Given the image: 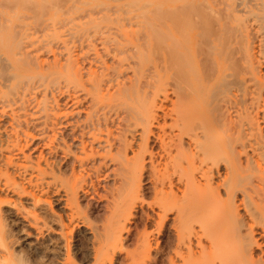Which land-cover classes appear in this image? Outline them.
Masks as SVG:
<instances>
[{
    "label": "rangeland",
    "instance_id": "obj_1",
    "mask_svg": "<svg viewBox=\"0 0 264 264\" xmlns=\"http://www.w3.org/2000/svg\"><path fill=\"white\" fill-rule=\"evenodd\" d=\"M29 1H33L31 2L32 4ZM44 1L0 0V28H3V30L0 29V141L3 140L0 142V168H4L2 159L12 154L11 156L15 161L19 162V164L26 162V165L29 167H35L38 164L41 169H45L51 165L55 170L59 169V167L61 169L64 168L61 170L63 177L54 179L50 176L45 179L44 194L39 198L42 202L38 203V206H35L34 201L26 195L20 196L19 193L17 194L10 190H4L5 193H0L1 198L7 200L6 202L9 203H5L2 209L13 217L12 223H10V230L12 232L10 231L11 233H9L11 235L9 242L11 241L10 245L13 256L6 259L1 258L2 262L0 264H208L206 259H210L211 256V250L208 248L210 247V239L214 237L215 244L218 245H215L217 247H215V250L219 249L217 251H222L221 245L231 234L234 227L229 223L221 226L216 225L218 216L220 217L224 210L223 202L202 212L198 209V196H195L190 201L192 210L189 213H185L187 225L178 228L174 224L176 218L183 210V202L186 200L184 185L187 184H183L184 182L182 181L184 179L180 175L179 170H177L178 172L171 170L169 175H165L167 154L164 145L170 138L179 134V128L176 124H173L170 116L166 118L163 116L164 112L162 110L157 112H160L158 114L160 116V125H155L152 128L154 133L150 136L151 139L148 142L149 150L154 155V165H151L150 159L146 155V171L141 180L142 183H140L139 191L141 193L139 192L138 196L129 193L128 167L141 142V135L143 133L142 124L147 119L148 113L146 111L139 113L142 111L140 109H144L146 104L155 99L156 101H163L168 111L172 108L170 99L173 97L171 94L173 84L172 80L165 78V72L169 73L171 71H169V63L164 62L165 56L167 57L168 52L173 48L171 46L172 44L174 45L176 37L171 34L174 31L172 26L178 29L181 28L177 34L179 35L177 44L179 45L178 47H183L182 49L186 48L185 50H188V47H186L188 44L191 51V47L195 43L199 45L201 40H206L207 38L199 37V34L201 36L199 32L203 31L208 32L207 35L209 34L210 38L207 39V43L206 41L204 42L209 45H206L207 47L201 41L202 47L210 49V47L218 48V46H221L223 60L222 58L221 61L219 59L221 66L220 79L215 75V72L213 74L208 73L210 78H207V81L211 80L208 81L209 88L206 87L208 91V89L211 90L213 86H216L215 89L219 91V94L217 93L219 97L217 96L218 98L215 100L221 102L213 101L214 105L211 104L213 106L218 104L216 108L219 106L221 109V107L224 108L229 103L230 106L232 103L234 106L235 101L238 109L242 110L244 103L247 102V90L249 91L248 88H252L253 83L249 82L251 81L250 78H248L250 79L249 81L247 78L244 79L248 75L242 74L243 70L241 66H236L238 64L236 62L237 57H235V60L233 59L235 61L233 63H236L233 66L232 58L234 57L230 55L234 53L233 51L236 50V47H239L236 46L238 44L236 43L237 40L235 37L228 35L229 39H227L226 34H221L225 37L221 38L219 34L220 30L217 27L219 24L215 23L216 21L211 15L212 18L207 15V13L215 12L213 16L217 18L218 13H222L226 2L222 0H195L197 4L203 3L199 5V8L201 7L205 13L201 14L197 10H195L197 14L195 11L192 12L191 20H189L193 28L192 30L181 18L174 21L171 19V11L173 9L177 11L185 6H189V1L192 2V0H80L78 3L76 2L78 0H71L72 2L70 0ZM243 1L246 0H234L237 9L241 8L239 5ZM26 2L28 3L26 4ZM83 2L84 4L86 2L85 6L78 5ZM141 4L149 6L148 8L145 7L147 10L144 9V14H142L144 10H139L141 9ZM156 5L159 6H157L158 8H160V5L162 6L160 10L163 13L158 11V8L155 7ZM209 6L213 8H209ZM152 8H156L155 11L157 10V15L153 17L149 15V11ZM155 11L154 13L156 14ZM137 14L141 17L142 15L144 17L147 15L149 18H139ZM204 14L206 15L204 16ZM178 21L180 26H178ZM230 22L234 24L231 20ZM230 22H226L228 25V27L226 25V29H228L229 33L232 32L234 34L235 32L233 31L236 25H234L235 28L233 25L231 27L228 24ZM182 25L183 27H181ZM229 26L233 30H230ZM185 29L187 31L190 30V38H193L192 36L197 34L196 38L200 41L195 40L190 45L187 41L189 39H184L186 38L184 37L186 36L184 33ZM207 29L209 31H206ZM147 30L151 33L148 45L143 42V35L146 34L145 32H148ZM216 30L218 31L216 32ZM225 31L227 32V30ZM213 34L214 36L212 37ZM215 35L218 37L216 38ZM140 37H142L140 42L144 46L142 45L143 48L137 51L135 49V42ZM211 38L212 40L214 38L212 43L218 39L216 46L215 43L211 44ZM223 38L226 39V43H224ZM221 39L223 41L222 45L219 44L221 42L219 40ZM230 39L236 40L235 45L231 44L234 40L232 42ZM229 40L230 42L228 43ZM225 45H231L233 48L229 46L226 48ZM200 47L199 45L194 48L198 51ZM229 48L230 50H234L229 53ZM157 49L160 50V54H157ZM201 49L198 51L200 53H196L198 54L196 56L198 60L200 59L199 62L202 63V57L207 52L208 54H205L204 57L210 56V51H204V49L202 51ZM225 49H228L226 53H229L230 56L228 57L229 59L231 57L230 60H227L226 56L228 54L223 53ZM144 50H146L145 56L143 55ZM149 51L156 52L159 58H154L155 54L149 55L152 54ZM201 51L203 52V56L201 55ZM22 52H25L26 55L28 54L29 59L33 57V61L32 58L30 60L26 58L30 62L26 71L17 69V67L15 68L17 61L24 59L25 54ZM68 55L79 60L78 66L83 70L81 72L84 74L83 81L87 82L86 78L88 79L90 71H103L104 74H107L105 79H110L111 81L110 87L107 86L104 89L105 91H103L104 93L99 94L92 100L93 98L90 96H83L85 92L82 91L81 84H78V87L75 89L72 83H68L65 86L64 75L60 74L57 67L65 62L64 60H66ZM155 59H162L160 63L166 64L168 70L161 69L163 71H159L161 65L158 67L157 60L154 61ZM203 59L205 60V58ZM35 62L36 64H33ZM33 65L37 68H34ZM155 66L158 68L157 71L155 70ZM235 66L238 67V70H242H240L241 75H243L242 77H239L240 74ZM193 67L195 68L194 70L197 68L200 70L201 65L197 62ZM198 70L196 72L199 74L206 71L202 67L201 73ZM261 72L264 75V66H262ZM149 73L150 76H148ZM153 74L156 76L159 74V76L163 77L164 84L154 96H151V93H147V95H150L148 96L149 98L145 94L142 95V97L145 95L147 98H145L146 104L141 102L139 105V101H132V103L128 101L127 105L124 104L121 107L124 109H116V101L110 104L107 102L109 95L114 94L119 86L123 88L124 85H130L132 82H139L141 86V83L143 84L146 81L145 85H143L145 88L146 83L151 82L152 78L150 79V77L155 79L156 76H153ZM216 77H218L217 80ZM135 78L136 81L134 80ZM245 80L248 82H245ZM202 87V84L197 85L195 89H198L197 92L199 93L205 92L206 89ZM215 89H212L215 92H211L215 93L213 94L214 97L217 92ZM148 90L151 92V89L144 91L147 92ZM144 91L142 90V93ZM103 94H106L105 97H103ZM70 95L72 96L71 98ZM165 95L169 96L170 99L163 100ZM76 96L79 98L78 102L72 100ZM87 98L90 100L87 101ZM224 100L226 102L229 100L230 102H225L224 106ZM136 102L141 108H138ZM111 104L113 107H110ZM211 104L208 103L207 108L210 106L211 110H216L212 109ZM125 105L132 109H127ZM210 109L208 108L207 110L212 115L214 111ZM240 109L237 112L236 109L232 111H235L233 113L234 116L232 114L235 119H238L236 117L237 114L242 113ZM166 110L165 113L168 112ZM218 111H215L217 112L216 114H219ZM90 112H93V114L97 112L95 115L100 117L101 120H104L105 115L111 133L93 130L90 134L86 135L87 141L94 143V149L100 150V155L95 157V161L92 158L87 160L88 166L85 170L83 168L79 169V167H76L78 165H75L74 176L70 166L73 162V156L66 157L62 147L58 146L60 144V140L58 139L60 137V129L63 128V126H59L58 124L65 123L66 121L74 122L78 119L83 125ZM212 120L211 122H213ZM215 121L213 124H216ZM222 123L218 124L220 125H217L218 127L215 125L216 129H214V133L212 132L214 142H219L222 138H225V132L229 130V128L223 127V124L226 125V122ZM26 128L30 130L28 132L34 137L33 140L26 138L24 135L23 130H26ZM53 129L56 130L55 134L52 132ZM122 131H127L130 140L131 136L134 137V141H132L134 146L133 149L127 151L126 157L123 156L121 158L118 156V150L119 134ZM64 132L66 134L70 133L69 129ZM194 133L200 135V129L196 128ZM108 145H112L111 149ZM73 150L84 158L83 151L75 150V147ZM87 151H90V148ZM189 156V151L181 155L180 158L184 165ZM26 160L30 163L28 164ZM211 162L217 163L221 168V173H224L226 167L221 156L216 157ZM153 166L155 167L154 170ZM9 170L11 174L13 173L16 182L20 184L23 178L19 177L18 173L14 174V170L11 171L12 169L10 168ZM29 171L31 172L32 170ZM33 174L36 175L37 172L34 171ZM56 174L59 176L58 171ZM25 177L28 178V175ZM1 179V184H11L7 177H2ZM169 179L174 180L178 184V188L176 189V194L178 195L177 201L167 198L166 193L169 191ZM92 182H95V186L97 187L93 186L95 188H92ZM23 183L24 185L26 184L25 181ZM241 184L239 182V186L242 188H239L240 192L237 193L238 195L241 194L244 186V184ZM73 189H77V201L79 203V208L77 209L73 206H66V203H69V197H71ZM92 189L96 191L94 192ZM239 196L241 197L242 194ZM19 202L23 204L25 208L24 212L28 211V214H25L28 217L26 219L28 221H25L24 216L22 217L18 212L16 213L17 207H14V204L19 205ZM131 207V213H129L128 209ZM245 211L243 208L241 214H244ZM34 215L39 216L42 220L39 225L41 232L39 237L36 236L39 231H36V228L32 226V223L35 222ZM59 216L63 217L65 226L58 222ZM26 222H29V224ZM256 227L258 230H262L263 228L260 225ZM6 230L8 229L6 228ZM187 239L191 241L193 248V251H191L193 254L190 253L191 256H188V258H186L188 255ZM0 248L3 250L1 245ZM206 249L207 251L204 252ZM231 250L227 252L230 258L235 256V254L233 255L234 251Z\"/></svg>",
    "mask_w": 264,
    "mask_h": 264
},
{
    "label": "bare ground",
    "instance_id": "obj_2",
    "mask_svg": "<svg viewBox=\"0 0 264 264\" xmlns=\"http://www.w3.org/2000/svg\"><path fill=\"white\" fill-rule=\"evenodd\" d=\"M79 1L80 0H78L76 2L78 3ZM222 1L226 2L224 4L225 7L223 8L222 13L221 12L218 13L217 18L213 16V14L215 12H212V11H210L212 13L209 12L210 14L207 13V15H209V16L211 15L215 19V21H216L215 23H217V25L219 24L217 27L220 30L219 34H220L221 38L224 37L221 34H223V35L226 34L225 36L228 35L231 37H235V39L237 40L236 43H238V44H236V46H239V47L238 48L236 47V50H235L236 52L233 51L234 49L230 50V48H229V50H230L229 53L231 51H233L236 54V55L234 53L230 54L231 56L234 57V58H232V63L235 60V57H237L236 62L238 64L236 66H238V65L241 66L242 67L241 69L243 70L242 74H244L245 76L246 75L249 76V77L248 76L244 77V79L250 78L251 81H249L250 79H248V81L250 83H253V85L251 84L252 88L250 86H248L251 88V89L248 88L249 91L247 90L246 95H247L248 99H247V102L244 103L242 110L239 108L242 111V113L237 114L236 117H238V119H235L233 117L234 116L233 113L235 111L232 112L235 109H236V112L239 110L237 105L235 104L236 103L235 101H234V106L232 105L233 104L232 101H231L232 104L230 106L229 105L230 101L227 100V102L229 104L228 105L226 104V106H225L226 100H224L223 104L225 107L223 108L220 106L221 107V109H220L218 106V108H219L218 109V108H216L218 104L216 106H213L214 105L213 101L218 102V100H215V99L219 97V95H218L219 91L215 89L216 86H213V88L217 91L216 96L214 97L213 94H215L214 93L215 91L212 90L213 88H211V90L208 89V91H210L209 93L206 89V87L209 88V86H208L209 82L208 81L211 80V79H209L207 81V78H210L209 74H213L215 72L216 73L215 75L218 76L220 79L221 66L219 63V59L221 61V58L223 56V55L221 56V54H222L221 53L222 52L221 46L220 47L218 46V48L217 47H215V48L210 47V49L209 48L207 49L206 47L209 45H207L206 43H207V39L210 38V36H208L209 34L207 35L208 32L206 33L203 31V32H199V33H201V36L199 34V37L207 38L206 40L205 39H203V41L201 40L203 42L204 46H206V45L207 46L202 47V45H203L202 42L200 40H198V38H196L197 34H194V32H193V34L195 36H192L193 38H190V36H191L190 30L187 31V29H185L184 33L186 34V36H184V37H186V38H184V39L187 40V38H188L189 40H187V41L189 44L191 42L194 43L195 40H198L201 42V43L199 42V45L201 46L200 49L203 48L204 51L205 50L210 51V53H209L210 56L204 57L205 54H208V52L205 53L203 56V54H202L203 49H201L202 50L201 55L203 56L202 59L205 58V60L201 59V61H202V63H201V62H199L200 59L198 60V57L196 56V55H198L196 53L200 49L198 51H196L194 48V47L199 46V45L197 43H195L196 45L195 44L193 45V43H192L193 46L191 48L195 51H193L192 49L190 51L189 45L187 44L186 41H185V43L187 44L186 47H188L187 48L188 50H185L186 49L185 47H184L185 49H182L183 47L182 48L178 47L179 45L177 44V42H178L179 35H177V34L179 33V30H181V28L178 29L176 27L174 28L173 26H172V28L174 31L172 30L173 32L171 34L174 37L176 36L175 41H174V45L172 44L171 47H173V48H171V50L169 52L167 51L168 55H167V57L165 56V58H164V62L169 63L168 64L169 66L168 65L167 66L169 67V71H171L169 73L165 72V76H166L165 78L172 80L173 89H172L171 94L173 95V97H171V99H170L169 96L165 95V97L163 99V100L170 99V103H172V108L168 111V109L165 108V103L163 101H156V99L153 100L152 102L148 103V104H146V102H145L147 99L146 97L150 96L149 95L150 93H151V96H154L155 93L158 92L162 88V86L164 84L163 83L164 79H163V77L159 76V74H157V76L153 74V76H156L157 78L155 77V79H154L153 77H150V79L152 78L151 82L149 81L148 83H146L145 88L143 85H145L146 81L143 84L141 83V86L139 85V82H132V83H130V85L125 83L127 86L124 85L123 88H120L121 86H119L117 91L116 92L114 91L115 93L109 95V98L108 99L106 98V99H107V102L109 104L116 101V104H117L115 107L116 109H118V108L124 109L121 107H123L124 104H126L128 101H131L130 103H132V101H139L138 102L139 105L141 102H144V104H146V106H144V109H142L136 102L138 108H141L140 110H142L139 113H142V112L144 113V111H146V113H148V114H147L146 121L142 124L143 125V129H142L143 133L141 135V142L137 147V152L134 154V157L129 162V167H128V174H129L128 190H129V193L132 195H135V196H138L139 192L141 193V191H139V188H140V183H142L141 180H142V178L145 174V171H146L145 170L146 169V164H145V156L146 155H148L150 162H151V165H154V155L149 150V143L148 142L151 139L150 136L153 135V133H154L152 128L155 127V125H157V126L160 125L159 124L160 123L159 122L160 116L158 115L160 112L159 113H157V112L159 110H162L164 112L163 116L165 118L167 116H170L172 118L173 124H176V126L179 128V134L170 138L169 141L167 143H165V145H164L165 152L167 154L165 175L166 176L169 175L171 170L172 171L173 170L174 171L179 170L180 175L184 179V181H182V182H184L183 184H187V185H184V187L186 189V190L184 189L185 194H186V200L183 202V210H182L183 213H182V211L180 212V214L176 218L174 224L177 225L178 228L187 225V219H186L185 213L186 212L189 213V211L192 210V205H191L190 201L195 196H198V198H199L198 209H200V211H202V212H205L206 210H209V208H211L212 206L223 202L224 203L223 204L224 210L222 209L223 212H222L221 216L220 217L218 216L216 225L221 226L223 224L229 223L234 228H233V231L231 232V234H229L228 238H226L225 241L223 242V245H221L222 248L220 246L222 251H217L219 249L215 250L217 248L216 246H218V245L215 244L214 237H212L210 239V247H208V248H209V250H211V256H210V259L209 258L206 259L207 263L208 264H264V75L261 72V68H262V66H264V0H246V1H243V3L239 5L241 7L240 9H237V6L235 5L234 0H222ZM29 2H30V4H32L31 2H33V1H29ZM40 2H41V0H40ZM40 2H39V5H40ZM42 2H45V1L42 0ZM189 2H190L189 6H185V5H187V4H185L184 5L185 7L182 9H179L177 11H174V9H173L171 11V15H172L171 19H173V21H174V20L181 18L182 21L184 20L187 23V25H189V27L192 28L190 25L191 23L189 22V20H191L190 17H192L191 14H193L192 12H194L195 10L199 11L201 14L205 13V12L202 11L201 7L199 8V5L203 4L202 2H200V4L199 3L197 4V2L195 0H192V2L191 1H189ZM27 3L28 2H26V4ZM48 3H50V2H48ZM144 3H146V2H144ZM63 4H66V3H63ZM85 4H86V2H85ZM85 4L83 2L82 4H78V5L85 6ZM59 5H60V3H59ZM59 5H57V6L59 7ZM141 5H142L141 9H139V10H142V11L144 9H146L145 7H147V8L149 7V6H145L144 4H141ZM143 5H144V7H143ZM157 6L158 5H156L155 7H157ZM161 7L162 6L160 5V8ZM218 7H220V6H218ZM160 8H158V11H161ZM209 8H213V7L209 6ZM155 9L152 8V10H154V11H155ZM152 10L149 11L150 12L149 15H151L153 17L154 15H157V12H156L157 10L155 11L156 14L154 13V11L152 12ZM149 12L147 11V13H149ZM151 12H152V14H151ZM161 12L163 13V11H161ZM144 13H145V10L142 14H144ZM195 13L197 14L196 11H195ZM200 13H198V14H200ZM139 14H140V12H139ZM139 14H137V16ZM158 14H161V13H158ZM205 15L206 14H204V16ZM197 16H199V15H197ZM211 16H210V18H212ZM138 17L143 18L144 15H142V17L139 15ZM145 17L149 18L147 15ZM145 17L143 19H145ZM230 20L234 24H231ZM179 21H181V20H179ZM179 21H178V26H180ZM203 21H204V19H203ZM236 21H237V23L235 24ZM191 22H194V21H191ZM207 22H208V20H207ZM226 22H230L228 24L231 25V27H232V25H233V27H234V25H236L235 26L236 28L235 27L234 28L237 30L234 29V31H233V32H235L234 34L232 32H230V33L228 32V29H226V25H227ZM174 23H175V25H177L176 22H174ZM203 23H205V22H203ZM183 25L181 27H183ZM203 26H204V24H203ZM227 27H228V25H227ZM185 28H187V27H185ZM207 28H208V26H207ZM0 29L3 30V28H0ZM229 29H230V26H229ZM231 29L233 30V28H231ZM192 30H193V28H192ZM225 30H227V32ZM206 31H209V30L207 29ZM217 31L218 30H216V32ZM148 32H145L146 34L143 35V37H144L143 42H145L146 45L149 44L150 35H151V33L150 32L148 33ZM141 33L144 34L143 32H141ZM180 33H181V31H180ZM172 35H171V37H172ZM213 36H214V34L212 35V37ZM0 37H1V35H0ZM215 37H216V35H215ZM12 38L14 39L13 35H12ZM141 38L142 37H140L137 42L134 41L136 43V44L135 43L134 44H135V49L137 51H139L140 48H143L142 47L143 44H141V42H140ZM224 38H223V41H224V43H226V41H225L226 39H224ZM199 39H201V38H199ZM227 39H229V37ZM235 39H233L234 42L232 39H230L233 42V43H231L232 45L235 43V41H236ZM230 40L228 41V43L230 42ZM13 41H12V43H13ZM205 41H206V43H204ZM212 41H214V38H213V40L211 38V44L213 45V43H215V46H216L217 45L216 43H218V42L215 41L212 43ZM219 41H221V42H219V44L222 45L223 44L222 39ZM208 43H210V42H208ZM211 44H210V46H212ZM228 46L229 45H227L226 48ZM229 47H231V45ZM231 48H233V47H231ZM157 50L158 51H156V52L158 54L160 52V50L159 49H157ZM226 50L228 51V49H225V52H223V53H225L226 55L228 54L226 57L228 58L227 60H230L231 57L229 59L228 56H230V55H229V53H226ZM143 52H144L143 55L145 56L146 50H144ZM149 52H152V51H149ZM156 52H154V53L152 52V54H149V55L152 56L153 54H155L154 58H156V57L159 58V56H157ZM22 53L25 54V52H22ZM74 53H75V51H74ZM198 53H200V52H198ZM138 54H140V53H138ZM27 55L25 54L24 59L18 58L19 60L17 61L15 68L17 67V69L19 68V69L25 70V71L28 69L30 62L26 59V58L29 59V57ZM165 55H166V53H165ZM196 57H197V59H196ZM224 57H225V55H224ZM31 58L33 61V57H30V59ZM143 59L145 60V58H143ZM156 60L158 63V67H159V65H161L159 67V71L162 72L163 70H166V71L168 70V68L166 67V64L160 63L162 61V59H155L154 61H156ZM222 60H223V58H222ZM59 61H61V60H59ZM64 61L65 62L61 63L59 67H57V65H56V67L59 69L60 74L64 75V78H65L64 82H66L64 85L66 86V84L72 83L73 84L72 86H74V89H75L76 87H78L77 86L78 84H81L80 87H82V89H83L82 91L85 92V95L83 94L84 97L90 96L91 98H93L92 100H94V97L98 96L99 94L104 93L103 91H105L104 89L107 86L110 87L111 81H110V79L109 80L105 79L107 74H104L103 71L102 72L98 71L99 73L95 72L93 70L90 71L88 74V79L86 78L87 82H85V81H83L84 80L83 79L84 74L81 72L82 69L78 66L79 60H76L75 58L68 55V57ZM197 62L201 65V67L203 69L206 70L205 72L201 73V71H200L201 67H200V70H198L199 68L196 69L201 74H199L198 72H196V70H194L195 68L193 66L196 65ZM224 62H225V59H224ZM33 64H36V62ZM234 64H236V63H233V66H234ZM39 67H40V65H39ZM34 68H37V67L34 66ZM45 68H47V67H45ZM51 68H52V66H51ZM237 68L238 67H236V69ZM114 69H116V68L114 67ZM161 69H163V70H161ZM111 70H112V67H111ZM155 70L156 71L158 70V68L156 66H155ZM240 70L237 69V71L240 74L239 77H242L243 75H241ZM211 71H213V72L211 73ZM137 73H138V71H137ZM148 76H150V73L148 74ZM214 76H213V78H214ZM218 77H216V80L218 79ZM134 80L136 81V78ZM248 81L245 80V82H248ZM130 82H131V80H130ZM211 82H213V81H211ZM216 83L218 84L217 81H216ZM201 84L203 85L202 88L206 89L205 92L203 91L204 93L203 92L199 93V92H197L198 89L197 90L195 89L197 87V85H201ZM212 84H214V82ZM212 84H211V86H212ZM140 87H142V88L140 89ZM147 89H151V92H149V90L147 92L144 91ZM110 90H112V89H110ZM142 90L144 91L143 93H142ZM200 90H201V88H200ZM212 91H214V92L211 93ZM110 93H111V91H110ZM147 93H149V94L147 95ZM7 94H8V92H7ZM106 94H103L104 95L103 97H105ZM143 94H145L147 96L145 97V95H144L142 97ZM83 96H82V98H83ZM71 97L72 96L70 95V98ZM80 99H81V97H80ZM90 99L87 98V101H89ZM102 99H105V98H102ZM72 100L78 102L79 98L76 96ZM157 102H159V103H157ZM220 102H218V103H220ZM208 103L209 104L212 103L213 104V105L211 104L213 107L212 109H216V110H211L210 106H208V108L211 111H214L212 115L207 110L208 109L207 108ZM93 106H94V104H93ZM110 107H113V105L111 104ZM126 108L130 109V110L132 109L129 106L128 107L126 106ZM217 109L221 112H219ZM165 110L168 112L165 113ZM206 110H207V112H206ZM215 111H218L219 114H216L217 112H215ZM208 113H209V115H208ZM95 114H97V112L94 114H93V112H90L88 114L87 119L84 121L83 125L80 123V121H78V119H77V121H74V122L73 121L72 122L66 121L65 123H59L58 124L59 126H63V128L60 129L61 130L60 131V137L58 138L60 140V144H58V146L62 147V150L64 151L66 157H68L70 155L73 156L72 157L73 162L70 166H71V171L74 174V176H75V172H74L75 171V165H78V166H76L77 168L79 167V169L83 168L85 170L88 166L87 160L92 158L93 161H95V157L100 155V150L94 149V143L87 141L86 135L90 134V132L93 130L98 131V132L107 131V132L111 133L110 126L106 122L107 121L106 116L104 115V120H101L100 117L96 116ZM232 114H233V116H232ZM161 119H162V116H161ZM211 120L213 122L215 121L216 124H213V122H211ZM217 120H219V121H217ZM224 121L226 122V125L223 124ZM220 123L223 124L224 128L225 127L229 128V130H227L228 132H225L226 133V135H224L225 138H222V140H220L219 142H214L212 139V135L214 133L213 131H214V129H216V126ZM218 126H220V125H218ZM223 127H221V128H223ZM32 128H30V129H32ZM196 128L200 129V135L194 133ZM68 129H69L70 133L66 134L64 131L65 130L67 131ZM62 130H64V131L62 132ZM23 131H24V135L26 136V138H29L31 140L34 139V137L31 134H29L28 131H30V130L28 128H26V130L24 129ZM52 132L55 134L56 130L53 129ZM92 135L94 136V134H92ZM130 138H131V140L129 139V136L127 135V131H122V133L119 134V150H118V156L119 157H121V158L123 156L126 157L127 151L129 149H133L134 144L132 141H134V137L131 136ZM1 141H3V140H1ZM42 141H44V140H42ZM19 144H21V143H19ZM193 146H195V148H193ZM74 147H75V150L83 151L84 158L73 150ZM108 147L111 149L112 145H108ZM88 148H90V151H87ZM188 151L190 152V156L184 165L183 162L181 161L180 157L183 153L188 152ZM11 155H9V157H5V158L3 157L4 159H2L4 168L3 169L0 168V193L4 192V190H6V191L10 190V191L16 192L17 194L19 193L20 196L26 195L27 197L31 198L32 201H34L35 204L34 203L33 204L35 206H38V203L42 202V200H40L39 198L42 197L44 194L43 190H45L44 189L45 179L50 177V176L53 177L54 179H58V178L60 179L61 176L63 177V173H61V170L64 168L61 169V167H59V169L55 170V168L51 165V166H47L45 169H41L38 164L35 165V167H32V166L29 167L26 165V162L24 164H22V163L19 164V162L15 161ZM219 156H221L223 158V161L225 163L226 168L224 170V173H221V168L217 163L211 162V160H214L216 157H219ZM16 157H17V155H16ZM18 158H20V157L18 156ZM26 161L28 162V164L30 163L28 160H26ZM67 164H68V162H67ZM9 168L12 169L11 171L14 170L13 171L14 174L18 173V176L19 177L21 176L23 178L22 180L25 181L26 186L24 185L22 180H21L22 182L20 184L16 182L15 177H13L14 176L13 173L12 174L10 173ZM154 169H155V167L153 166V170ZM29 170H32V171L30 172ZM18 171H20V172H18ZM34 171L37 172L36 175L33 174ZM57 171L59 172V176H57V174H56ZM65 172H66V170H65ZM26 175H28V178L25 177ZM2 177H7L10 180L11 184L10 185L1 184V180H2L1 178ZM239 182L244 184L243 189L241 191V194H242L241 197L239 196L241 194H239V195L237 194L238 192H240L239 188H242L239 186ZM91 185H92L91 186L92 188L97 187V186H95L96 185L95 182L94 183L92 182ZM168 185H169L168 186L169 191L166 193L167 198H169L172 201H177L178 195L176 194V189L178 188V184L174 180L169 179ZM93 186H95V187H93ZM92 191H94V190L92 189ZM188 192H191V193H188ZM69 198H70L69 203H66V206L67 207L73 206L76 209L79 208V203L77 201V189L72 190L71 197H69ZM6 201L7 200L2 199L1 195H0V245L3 249V250H1V248H0V259L1 258H5V259L11 258L13 256L12 248L10 245L11 241L9 242V240L11 238L10 237L11 235L9 233L12 232L10 230V227H11L10 223H12L11 220L13 217L11 214L5 212L4 209H2L4 204L8 203ZM49 205H50V203H49ZM15 206L17 207L16 213L18 212L19 215H21L22 217L23 216L25 217L24 218L25 221H28V220H26L28 217H26L27 215H25V214H28V211L24 212L25 208L23 207V204L21 202H19V205L14 204V207ZM241 208H242V210H243V208L246 210L244 214H241V211H242V210H240ZM131 209H132V207L130 209H128L129 213H131ZM180 210H181V208H180ZM34 218H35V222L32 223V226H34L36 228V231H39V233L36 234V236L39 237L41 235L39 225L42 222V220L37 215H34ZM58 222L60 224H62L63 226H65L63 217L59 216ZM26 223L29 224V222H26ZM30 225H31V222H30ZM258 225L263 227L262 230L260 229L261 231L257 229L256 226H258ZM6 228L8 230H6ZM19 229H21V228H19ZM12 235H13V233H12ZM187 240L188 241H186V242H188V245L185 243L186 246H188L187 247L188 248L187 249L188 255L186 254L187 255V257L185 256L186 258H188V256H191V254H193V252H191V251H193L192 243L189 239H187ZM230 249H232L231 251H234L233 255L235 254V256L232 258H230V256H228L229 254L227 253ZM206 251H207V249L204 250V252H206ZM4 256H6V257H4ZM0 262H2V261L0 260ZM1 264H3V263H1Z\"/></svg>",
    "mask_w": 264,
    "mask_h": 264
}]
</instances>
